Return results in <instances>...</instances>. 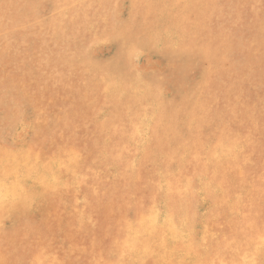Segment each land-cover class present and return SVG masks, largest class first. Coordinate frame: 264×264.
Wrapping results in <instances>:
<instances>
[{
	"label": "rangeland",
	"instance_id": "374dc122",
	"mask_svg": "<svg viewBox=\"0 0 264 264\" xmlns=\"http://www.w3.org/2000/svg\"><path fill=\"white\" fill-rule=\"evenodd\" d=\"M263 22L264 0H0V264H264Z\"/></svg>",
	"mask_w": 264,
	"mask_h": 264
},
{
	"label": "bare ground",
	"instance_id": "6f19581e",
	"mask_svg": "<svg viewBox=\"0 0 264 264\" xmlns=\"http://www.w3.org/2000/svg\"><path fill=\"white\" fill-rule=\"evenodd\" d=\"M232 1H233V0H232ZM244 3H245V2H244ZM227 4H228V3H227ZM233 5H234V4H233ZM223 6H224V5H223ZM209 7H210V6H209ZM257 10H258V9H257ZM215 12H216V11H215ZM252 12H253V10H252ZM229 13H230V12H229ZM236 15H237V14H236ZM245 15H246V14H245ZM255 16H256V15H255ZM235 17H236V16H235ZM256 17H257V16H256ZM243 19H244V18H243ZM162 20H163V19H162ZM158 21H159V20H158ZM203 21H204V20H203ZM226 21H227V20H226ZM220 22H221V21H220ZM211 23H212V22H211ZM223 23H224V22H223ZM263 23H264V22H263ZM162 24H163V23H162ZM217 24H218V23H217ZM249 25H250V24H249ZM141 27H142V26H141ZM218 29H219V27H218ZM253 29H254V28H253ZM262 31H263V30H262ZM241 33H242V32H241ZM115 34H116V33H115ZM253 34H255V33H253ZM198 35H199V34H198ZM234 37H235V36H234ZM254 37H255V36H254ZM245 39H246V38H245ZM238 40H239V39H238ZM155 42H156V41H155ZM223 43H224V42H223ZM248 44H249V43H248ZM242 47H243V46H242ZM143 50H144V49H143ZM102 53H103V52H102ZM148 55H149V53H148ZM262 55H263V54H262ZM127 56H128V55H127ZM215 56H216V55H215ZM241 56H242V55H241ZM252 57H253V56H252ZM128 58H129V57H128ZM197 64H198V63H197ZM221 64H222V63H221ZM132 65H133V64H132ZM156 68H157V67H156ZM111 69H112V68H111ZM130 69H131V68H130ZM203 70H204V69H203ZM157 71H158V70H157ZM188 71H189V70H188ZM200 71H201V69H200ZM218 71H219V70H218ZM111 72H113V71H111ZM143 72H144V71H143ZM152 72H153V71H152ZM202 72H203V71H202ZM128 73H129V72H128ZM147 73H149V72L147 71ZM154 74H155V72H154ZM214 74H215V73H214ZM224 74H225V73H224ZM118 75H119V74H118ZM122 75H124V74H122ZM133 75H134V74H133ZM113 76H115V75H113ZM130 76H131V75H130ZM203 76H204V75H203ZM153 77H154V76H153ZM156 77H157V76H156ZM156 77H155V79H156ZM201 77H202V75H201ZM117 78H118V77H117ZM117 78H116V79H117ZM124 78H125V77H123L122 79H124ZM129 78H131V77H129ZM129 78H128V79H129ZM142 78H143V77H142ZM161 78H162V75H161ZM122 79L119 78V80L123 81ZM125 79H126V78H125ZM125 79H124V80H125ZM135 79H136V78H135ZM135 79H134V80H135ZM139 79H141V78H139ZM139 79H138V80H139ZM157 79H158V78H157ZM144 81H145V79H144ZM118 82H119V81H118ZM139 82H140V81H139ZM145 82H146V81H145ZM231 82H232V81H231ZM236 82H237V81H236ZM154 83H155V82H154ZM192 83H194V82H192ZM237 83H238V82H237ZM242 83H243V82H242ZM131 84H132V83H131ZM133 84H134V82H133ZM133 84H132V85H133ZM119 85H120V84H119ZM159 85H160V84H159ZM191 85H192V84H191ZM191 85H190V86H191ZM199 85H200V84H199ZM150 87H151V86H150ZM155 87H156V85H155ZM187 87H188V86H187ZM238 87H239V86H238ZM238 87H237V88H238ZM128 88H129V87H128ZM158 88H159V87H158ZM162 88H163V86H162ZM190 88H191V87H190ZM159 89H160V88H159ZM164 89H165V88H164ZM186 89H187V88H186ZM145 90H146V89H145ZM162 90H163V89H162ZM187 90L190 91V92L192 91V89H191V90L187 89ZM194 90H195V89H194ZM194 90H193V91H194ZM121 91H122V90H121ZM121 91H120V92H121ZM146 91H147V90H146ZM146 91H145V92H146ZM150 91H151V90H150ZM154 91H156V90H154ZM151 92H152V91H151ZM151 92H149V93H151ZM157 92H158V89H157ZM178 92H179V91H178ZM195 92H196V91H195ZM231 92H232V91H231ZM235 92H236V91H235ZM124 93H125V92H124ZM146 93H147V92H146ZM155 93H156V92H155ZM171 93H172V92H171ZM176 93H177V92H176ZM182 93H183V92H182ZM196 93H197V92H196ZM141 94H142V93H141ZM190 94H191V93H190ZM261 94H262V93H261ZM123 95H124V94H123ZM123 95H122V96H123ZM154 95H155V94H154ZM159 95H161V94H159ZM182 95H183V94H182ZM185 95H186V94H185ZM188 95H189V94H188ZM188 95H187V96H188ZM192 95H193V94H192ZM125 96H126V95H125ZM144 96H145V94H144ZM144 96H143V97H144ZM151 96H152V95H151ZM187 96H183V97H187ZM189 96L191 97V95H189ZM123 97H124V96H123ZM135 97H136V96H135ZM177 97H178V96H177ZM190 97H189V98H190ZM138 98H139V97H138ZM153 98H154V97H153ZM153 98H152V100H153ZM181 98H182V96H181ZM181 98H180V99H181ZM127 99H128V98H127ZM149 99H150V98H149ZM159 99H160V97H159ZM117 100H118V99H117ZM123 100H124V99H123ZM144 100H145V99H144ZM164 100H165V99H164ZM169 100H170V99H169ZM231 100H232V99H231ZM177 101H178V100H177ZM177 101H176V102H177ZM185 101H186V100H185ZM185 101H184V104H185V106H186ZM187 101H188V100H187ZM190 101H192L191 98H190ZM223 101H224V100H223ZM223 101H222V102H223ZM140 102H141V101H140ZM140 102H139V103H140ZM165 102H166V101H165ZM165 102H164V103H165ZM167 102H168V101H167ZM125 103H126V102H125ZM129 103H130V102H129ZM132 103H133V102H132ZM150 103H151V102H150ZM150 103H149V104H150ZM156 103H157V102H156ZM170 103H171V102H170ZM174 103H175V102H174ZM179 103H180V102H179ZM184 104H183V106H184ZM189 104H190V103H189ZM189 104H188V105H189ZM150 105H151V104H150ZM155 105H156V104H155ZM166 105H167V103H166ZM169 105H170V104H169ZM216 105H217V104H216ZM120 106H121V105H120ZM151 106H153V105H151ZM250 106H251V105H250ZM148 107H149V106H148ZM157 107H158V105H157ZM181 107H182V103H181ZM137 108H138V107H137ZM141 108H142V107H141ZM168 108H169V107H168ZM168 108H167V106H166L165 110L168 109ZM184 108H185V107H184ZM184 108H183V109H184ZM150 109H151V108H150ZM152 109H153V108H152ZM159 109H160V108H159ZM170 109H171V108H169V110H170ZM119 110H121V109L119 108ZM119 110H118V111H119ZM171 110H172V109H171ZM173 110H174V109H173ZM171 112H172V111H171ZM225 112H226V111H225ZM117 113H118V112H117ZM172 113H174V112H172ZM183 113H184V112H183ZM167 114H168V113H167ZM170 114H171V113H170ZM170 114H169V115H170ZM239 114H240V113H239ZM164 115H166V114H164ZM258 115H259V114H258ZM163 118H164V117H163ZM261 119H263V118H261ZM261 119H260V120H261ZM263 121H264V120H263ZM257 122H258V121H257ZM175 123H176V122H175ZM157 125H158V124H157ZM157 125H156V126H157ZM263 125H264V124H263ZM156 126H155V127H156ZM162 128H164V127H162ZM167 128H169V127H167ZM233 128H234V127H233ZM173 129H174V128H173ZM173 129H172V131H173ZM169 131H170V130H169ZM166 132H167V129H166ZM170 132H171V131H170ZM164 134H165V132H164ZM175 134H176V133H175ZM114 135H115V134H114ZM158 135H159V133H158ZM263 135H264V134H263ZM176 136H177V135H176ZM176 136H175V137H176ZM179 136H180V135H179ZM177 137H178V136H177ZM161 140H163V139H161ZM178 142H179V140H178ZM203 147H204V146H203ZM180 150H181V149H180ZM167 151H169V150H167ZM165 152H166V151H165ZM170 152H171V151H170ZM173 154H174V153H173ZM74 155H75V154H74ZM171 155H172V154H171ZM175 156H176V155H175ZM180 156H181V155H180ZM171 157H172V156H171ZM178 157H179V156H178ZM168 158H169V157H168ZM170 159H171V158H170ZM154 160H155V159H154ZM167 161H168V159H167ZM170 161H171V160H170ZM261 162H262V161H261ZM74 166H77V165H74ZM209 174H210V171H209ZM215 174H216V173H215ZM205 175H206V174H205ZM210 175H211V174H210ZM213 176H214V175H213ZM175 177H176V176H175ZM218 177H219V176H218ZM209 178H210V177H209ZM173 179H174V178H173ZM176 179H177V178H176ZM218 179H219V178H218ZM147 180H148V179H147ZM165 180H167V179H165ZM208 180H209V179H208ZM168 181H170V180H168ZM47 182H48V181H47ZM172 182H173V181H172ZM205 182H206V181H205ZM167 183H168V182H167ZM208 183H209V182H208ZM49 184H50V182H49ZM51 184H52V183H51ZM175 184H176V183H175ZM9 185H10V184H9ZM42 185H43V184H42ZM46 185H47V184H46ZM169 185H170V184H169ZM206 185L208 186V188L210 187L208 184H206ZM47 186H48V185H47ZM53 186H54V185H53ZM44 187H45V186H44ZM175 187H176V186H175ZM12 188H13V187H11V188L9 189V191H11ZM205 188H206V187H205ZM196 189H197V188H196ZM203 189H204V188H203ZM210 189H211V188H210ZM197 190H198V189H197ZM210 191H211V190H210ZM52 192H53V191H52ZM173 192H174L175 194H173L172 197H176L175 195L177 194V192H175V191H173ZM205 192H206V191H205ZM141 193H142V192H141ZM207 193H208V192H207ZM207 193H206V194H207ZM227 193H228V192H227ZM51 194H52V193H51ZM150 194H151V193H150ZM177 195H178V194H177ZM226 195H227V194H226ZM194 196H195V195H194ZM223 196H224V195H223ZM21 197H22V196H21ZM23 197H25V196H23ZM178 197H179V196H178ZM30 198H31V197H30ZM211 198H212V197H211ZM18 199H19V198H18ZM181 199H182V198H181ZM184 199H185V198H184ZM208 199L210 200V198H208ZM214 199L216 200L217 203H223V202H224V200H222V198L220 199V198L217 197V196H215ZM256 199H257V198H256ZM29 200H30V199H29ZM176 200H178V198H177ZM257 200H258V199H257ZM181 201H182V200H180V202H181ZM185 201H186V200H185ZM176 202H177V201H175V203H176ZM225 202H226V201H225ZM262 202H263V200H262ZM27 203H28V202H27ZM173 204H174L173 201H171V202H167L168 208L171 209V207H172ZM179 204H180V203H179ZM181 204H182V203H181ZM181 204H180V205H181ZM184 204H185V203H184ZM175 205H176V204H175ZM251 205H252V204H251ZM176 206H178V205H176ZM181 206H183V205H181ZM217 206H218V205H217ZM249 206H250V205H249ZM173 207H175V206H173ZM144 209H145V208H144ZM181 209H182V208H181ZM212 209H214V208H212ZM153 210H155V209H154V208H150V209L148 208V209H146V211L144 210V212L142 213V216H141V220L145 219V218L148 217V216L154 217V211H153ZM177 211H178V209H177ZM185 211H186V210H185ZM183 212H184V210L178 211V213H177L176 215H177L178 217H180L181 214H182ZM187 212H188V211H187ZM184 213H185V212H184ZM203 213H205V212H203ZM123 214H124V212H123ZM157 214H158V213H157ZM172 214H175V211H174V213H172ZM174 216H175V215H174ZM148 220H149V222H150V219H148ZM154 220H156V219H154ZM145 221H146V220H145ZM152 221H153V220H152ZM156 221H158V220H156ZM158 223H159V222H158ZM160 223H161V222H160ZM246 223H247V222H246ZM249 223H251V222H249ZM13 224H14V223H13ZM117 224H118V223H117ZM125 224H126V223H125ZM151 224H152V223H151ZM247 224H248V223H247ZM5 225H6V224H5ZM120 225H121V224H120ZM154 225H155V224H154ZM117 226H118V225H117ZM117 226H116V227H117ZM142 226H143V225H142ZM248 226H249V225H248ZM127 227H128V226H127ZM154 227H155V226H154ZM242 227H244V226L242 225ZM120 228H121V227H120ZM124 228H125V227H124ZM130 228H131V227H130ZM146 228H147V227H146ZM125 229H126V228H125ZM127 229H128V228H127ZM176 229H177V228H176ZM238 229H239V228H238ZM245 229H246V228H244V230H245ZM253 229H254V227H253ZM262 229L264 230V228H262ZM118 230H119V229H118ZM128 230H129V229H128ZM128 230H127V232H129ZM139 230H140V227H139ZM142 230H143V229H142ZM151 230H153V229H151ZM151 230H150V231H151ZM236 230H237V229H236ZM30 231H31V230H30ZM132 231H133V230H132ZM189 231H190V230H189ZM238 231H239V230H238ZM246 231H247V230H246ZM123 232H124V231H123ZM123 232H122V233H123ZM133 232H134V231H133ZM144 232H145V231H144ZM148 232H149V230H148ZM163 232H164V231H163ZM183 232H184V231H183ZM254 232H255V231H254ZM120 233H121V232H120ZM130 233H131V232H130ZM136 233H137V232H136ZM165 233H166V232H165ZM178 233H179V232H178ZM255 233H256V232H255ZM113 234H114V233H113ZM126 234H128V233H126ZM141 234H142V232H141ZM141 234H140V235H141ZM180 234H181V233H180ZM183 234H185V233H183ZM183 234H182V235H183ZM251 234H252V232H249V234L246 235V236L249 238V235H251ZM260 234H261V233H260ZM130 235H131V234H130ZM148 235H149V233H148ZM150 235H151V234H150ZM158 235H159V234H158ZM158 235H157V236H158ZM178 235H179V234H178ZM261 235H262V234H261ZM261 235L259 236V235L257 234V238L262 237ZM119 236H120V235H119ZM136 236H137V234H136ZM136 236H135V238H136ZM153 236H154V235H153ZM157 236H155L156 239H157ZM159 236H160V235H159ZM180 236H181V235H180ZM244 236H245V234H244ZM246 236H245V241H246V239H247ZM253 236H254V235H253ZM116 237H117V236H116ZM151 237H152V236H151ZM181 237H182V236H181ZM185 237H186V236H185ZM190 237H191V236H190ZM198 237H200V236H198ZM131 238H132V236H131ZM131 238L128 239V240H130V242H131ZM152 238H154V237H152ZM114 239H115V238H114ZM149 239H150V238H149ZM149 239H148V240H149ZM154 239H155V238H154ZM154 239H153V242H155ZM183 239H184V237H183ZM198 239H199V238H198ZM116 240H117V239H116ZM121 240H122V238H121ZM146 240H147V239H146ZM158 240H159V238H158ZM185 240H187V239H185ZM195 240H197V239H195ZM252 240H254V239L252 238L251 241H252ZM122 241H123V240H122ZM134 241H137V240L134 239ZM149 241H150V240H149ZM149 241L146 243L145 240H144L145 243L143 244V243H142V240H141V243L143 244V246H144L145 244H148V245H149ZM243 241H244V240H243ZM249 241H250V240H248V242H246V247H249V246L251 247V246L254 245V241H252V242H249ZM120 242H121V241H120ZM130 242L128 243L129 245L131 244ZM137 242H139V241H137ZM137 242H136V243H137ZM179 242H180V239H179V241L177 242V244H178ZM182 242H183V241H182ZM182 242H181V243H182ZM184 242H185V241H184ZM193 242H194V241H193ZM133 243H134V242H133ZM139 243H140V242H139ZM163 243H164V242H163ZM181 243H180V244H181ZM122 244H123V243H122ZM160 244H161V243H160ZM180 244H179V245H180ZM223 244H224V243H223ZM175 245H176V244H175ZM127 246H128V245H127ZM149 246H150V245H149ZM164 246H165V245H164ZM181 246H182V245H181ZM184 246H185V245H184ZM189 246H190V245H189ZM120 247H121V244H120ZM124 247H125V246H124ZM128 247H129V246H128ZM128 247H127V248H128ZM131 247H132V246H131ZM187 247H188V246H187ZM241 247H242V246H241ZM114 248H115V247H114ZM135 248H136V247H135ZM142 248H143V247H142ZM142 248H140V249L142 250ZM146 248L148 249V247H146ZM156 248H157V247H156ZM164 248H166V247H164ZM180 248H181V247H180ZM185 248H186V246H185ZM137 249H138V248H137ZM137 249H136V250H137ZM143 249H144V248H143ZM157 249H158V248H157ZM166 249H167V248H166ZM246 249H247V248H246ZM123 250H124V249H123ZM141 250H140V251H141ZM148 250H149V249H148ZM155 250H156V249H155ZM131 251H132V250H131ZM140 251H139V252H140ZM164 251H165V250H164ZM181 251H183V250H181ZM127 252H128V251H127ZM143 252H144V251H143ZM155 252H156V251H155ZM158 252H159V251H158ZM160 252H161V251H160ZM160 252H159V253H160ZM185 252H186V251H185ZM188 252H189V251H188ZM199 252H200V251H199ZM261 252H262V251H261ZM132 253H133V252H131V254H132ZM140 253H141V252H140ZM148 253H149V252H148ZM194 253H195V252H194ZM200 253H201V252H200ZM202 253H203V251H202ZM126 254H127V253H126ZM137 254H138V253H137ZM145 254H146V253H145ZM155 254H157V253H155ZM169 254H170V253L168 252V255H169ZM198 254H199V253H198ZM198 254H197V255H198ZM203 254H204V253H203ZM258 254H259V253H258ZM258 254H257V255H258ZM127 255H128V254H127ZM134 255H135V254H134ZM143 255H144V254H143ZM184 255H186V253H185ZM153 256H154V255H153ZM157 256H158V255H157ZM159 256H160V254H159ZM172 256H173V254H172ZM179 256L181 257V255H179ZM182 256H183V255H182ZM186 256H187V255H186ZM201 256H202V255H201ZM129 257H130V256H129ZM137 257H138V255L136 256V258H137ZM143 257H145V256H143ZM162 257H163V256H161V259L164 258V257H163V258H162ZM203 257H204V255H203ZM39 258H40V257H39ZM130 258H131V257H130ZM139 258H140V257H139ZM139 258H138V260H139ZM145 258H146V257H145ZM145 258H144V259H145ZM169 258H171V257L169 256ZM169 258H168V259H169ZM178 258H179V257H178ZM190 258H191V257H190ZM193 258L195 259L194 256H193ZM193 258H192V259H193ZM198 258H199V257H198ZM201 258H202V257H201ZM40 259H41V258H40ZM123 259H125V258H123ZM150 259H151V258H150ZM183 259H184V258H183ZM199 259H200V258H199ZM134 260H135V259H134ZM141 260H142V259H141ZM180 260H181V259H180ZM190 260H191V259H190ZM201 260H202V259H201ZM139 261H140V260H139ZM159 261H161V260H159ZM163 261H164V259H163ZM170 261H172V260H170ZM170 261H169V262H170ZM185 261H187V260H185ZM196 261H197V260H196ZM196 261H195V262H196ZM122 262H123V261H122ZM129 262H130V261H129ZM132 262H133V261H132ZM164 262H166V261H164ZM164 262H163V263H164ZM178 262H179V261H178ZM195 262H193V263H195ZM243 262H244V261H243ZM133 263H134V262H133ZM136 263H137V262H136ZM138 263H140V262H138ZM138 263H137V264H138ZM158 263H159V262H158ZM171 263H172V262H171ZM171 263H170V264H171ZM173 263H174V262H173ZM199 263H200V262H199ZM126 264H128V263L126 262ZM168 264H169V263H168ZM177 264H178V263H177ZM189 264H190V262H189ZM205 264H206V263H205Z\"/></svg>",
	"mask_w": 264,
	"mask_h": 264
}]
</instances>
